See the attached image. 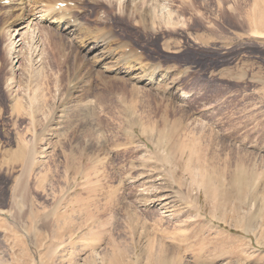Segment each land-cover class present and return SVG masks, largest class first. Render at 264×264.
I'll return each mask as SVG.
<instances>
[{
  "label": "rangeland",
  "instance_id": "obj_1",
  "mask_svg": "<svg viewBox=\"0 0 264 264\" xmlns=\"http://www.w3.org/2000/svg\"><path fill=\"white\" fill-rule=\"evenodd\" d=\"M108 1L0 3V264H264V0ZM109 33L160 84L78 59Z\"/></svg>",
  "mask_w": 264,
  "mask_h": 264
},
{
  "label": "bare ground",
  "instance_id": "obj_2",
  "mask_svg": "<svg viewBox=\"0 0 264 264\" xmlns=\"http://www.w3.org/2000/svg\"><path fill=\"white\" fill-rule=\"evenodd\" d=\"M0 1H5V0H0ZM36 1V0H35ZM38 1L42 2V8L39 9V13H40V17L43 18L44 20H51L53 21L56 25L55 29L57 30H60V28L62 29V31H64L66 33V35H73L75 32L78 34L79 33H82L81 30L82 29H85L84 28V23L82 24L80 21L78 22V16H77V13L78 12H75L76 8H77V3L79 0L75 1L74 5L73 6H67V3L64 5V7H59V6H56L57 3H60V2H68V0H37V3ZM71 1V0H70ZM95 1V0H94ZM110 1V0H109ZM108 1V2H109ZM135 1V0H134ZM133 0H124V6L129 5L131 3L134 2ZM22 2V1H21ZM77 2V3H76ZM129 2V3H128ZM136 2V1H135ZM151 2V1H150ZM8 3L9 5L5 8V10H3L4 12L2 14H4L3 16H7L9 14V9H11L10 5L13 3L14 6H16V4L18 2H16V0H8ZM107 3V2H106ZM108 4H111L108 3ZM140 4V2H139ZM148 4V3H147ZM134 5V4H133ZM142 5V4H141ZM143 5H145L143 3ZM21 6V5H20ZM41 6V5H40ZM110 6V5H109ZM148 6V5H146ZM3 7V6H2ZM80 7V6H79ZM112 7V6H111ZM127 7V6H126ZM126 7L123 9V11L120 13L122 15L126 14L125 13V9ZM140 7V6H139ZM22 8V7H21ZM33 8V7H32ZM144 8V7H143ZM145 9V8H144ZM143 9V10H144ZM151 9V8H150ZM120 10V9H119ZM142 10V11H143ZM79 11V10H77ZM148 12V10H146ZM151 11V10H149ZM132 12V11H131ZM14 13V11L12 12ZM24 13V12H23ZM133 13V12H132ZM145 11H143L141 13V15L138 16V20L142 22V20H145L144 19V16H145ZM171 13V12H170ZM20 18L21 19H24V15H22V13H18ZM27 14V13H26ZM25 14V15H26ZM138 15V14H137ZM166 15V14H165ZM120 16V15H119ZM128 16V15H126ZM132 16V15H130ZM169 16V15H168ZM129 17V16H128ZM161 17H163V15H161ZM167 17V16H166ZM103 18V17H102ZM147 18V17H146ZM150 18V16H149ZM164 18V17H163ZM3 19V18H2ZM170 19V18H169ZM137 20V19H136ZM171 20V19H170ZM169 20V21H170ZM6 21V20H5ZM3 20V22H5ZM29 21V20H28ZM104 21V20H103ZM102 21V22H103ZM147 21V20H146ZM2 22V21H1ZM34 23V22H33ZM2 24V23H1ZM32 24V21H29L27 22L26 24L24 25H21L17 28H15L13 31V36L15 39H13V41L16 42V47L17 49L15 48L14 50V53L19 51V48L22 46V44L24 43L23 41V36H22V31H20L21 29H25L27 28V26H30ZM42 25V24H41ZM63 25V26H61ZM82 25V26H81ZM33 27V26H32ZM87 28V27H86ZM149 28V27H148ZM91 29V28H90ZM87 31V30H86ZM57 33V32H56ZM75 33V34H76ZM46 34V33H45ZM92 35V34H91ZM82 36V34L80 35ZM86 36H87V33H86ZM89 36V35H88ZM107 37H89V39L85 40L84 42H82L80 44V48H82V50H86V54H85V59L81 60V56H79V60L80 61H83L84 63H88V66L91 64L89 63V61H92L90 60L89 56L91 54H93L94 52L95 55L97 53H101L100 49H106L108 50L107 52L103 53L101 55V57L99 56L93 60L94 62V67L96 66L97 68H101L99 69L98 71H101L103 69H111L114 70L115 72L113 74H118V72H121V71H125L126 73L130 72V75L128 78H134V79H137L139 82H142L144 81L145 83H150V84H160L158 82V80H161V76H165L166 74H162V72H160V67L157 66V65H150L148 64V62L144 61L143 60V57L139 56L140 54L136 51V48L134 47H130L126 50L127 46H129L128 44H123V42H118L117 39H115V37L113 36L112 33H109V34H106ZM58 37V36H57ZM60 37V36H59ZM74 37V35H73ZM61 39L64 38V37H60ZM86 38V37H85ZM117 38V37H116ZM69 39V37H68ZM82 40V38H81ZM12 42V41H11ZM19 42V43H18ZM14 43V42H13ZM11 45V44H10ZM15 47V46H13ZM114 48V49H112ZM14 49V48H13ZM118 52H116V50ZM10 50V49H9ZM20 50H22V48H20ZM115 50V52L113 53V51ZM36 51V50H35ZM11 52V51H10ZM13 52V51H12ZM22 52V51H21ZM21 52H19V54H21ZM103 52V51H102ZM34 53V52H33ZM117 53L119 54V56H121L120 58H116V61L113 63V59L115 58V55H117ZM18 54V53H17ZM18 54V55H19ZM9 55V54H8ZM22 55V54H21ZM93 55V56H95ZM12 56V55H11ZM35 56H40L38 53L35 54ZM92 56V57H93ZM16 57V56H15ZM12 58V57H11ZM17 59L15 60L14 58V61L12 63L9 64L10 66V71L12 72L13 70H17L19 69V67H22L20 66V61L19 58L20 57H16ZM9 59V58H8ZM93 59V58H92ZM36 62L40 61V58L37 57ZM11 62V61H10ZM38 62V63H39ZM32 66V65H31ZM79 67V66H78ZM85 67V66H84ZM20 70V69H19ZM132 71V72H131ZM109 72V71H108ZM158 73V74H157ZM166 73V72H165ZM34 74V73H33ZM157 74V75H156ZM101 75V74H100ZM103 76V75H102ZM107 76V75H106ZM160 77V78H158ZM120 78V77H119ZM118 78V79H119ZM164 78V77H163ZM162 78V79H163ZM13 81V80H12ZM164 81V80H163ZM143 83V82H142ZM78 86V85H77ZM124 87V86H123ZM75 89V87H74ZM71 90V89H70ZM73 92V91H72ZM180 92V91H179ZM10 101V100H9ZM31 103V102H30ZM75 103V102H74ZM39 105V104H38ZM212 107V106H211ZM41 108V107H40ZM38 115V114H37ZM200 115V114H199ZM15 118V117H14ZM165 118V117H164ZM35 119V118H34ZM36 123V122H35ZM188 130V129H187ZM170 135V134H169ZM159 139H164V136L160 137ZM161 140H158L159 142ZM157 141V142H158ZM170 141V140H169ZM158 142V143H159ZM157 143V144H158ZM161 143V142H160ZM169 143V142H168ZM177 143V141H176ZM161 145V144H159ZM168 147V146H167ZM172 147V143H171V146ZM46 148V147H45ZM169 149V148H168ZM170 150V149H169ZM168 152V151H167ZM170 155V154H168ZM172 156V155H170ZM141 158V157H140ZM176 160V159H175ZM174 161V160H173ZM207 161V160H206ZM221 162V161H220ZM151 164V163H150ZM193 164V163H192ZM193 168V167H192ZM189 171V170H188ZM153 172V171H152ZM148 179V178H147ZM164 179V178H163ZM150 183V182H149ZM187 183V182H186ZM151 184V183H150ZM149 185V184H148ZM151 186V185H150ZM152 187V186H151ZM156 187V186H155ZM159 187V186H158ZM180 187V186H179ZM149 193V192H148ZM171 194V193H170ZM168 195V194H167ZM166 195V196H167ZM154 196V194H153ZM170 196V195H169ZM164 197V196H163ZM150 198V197H149ZM156 200V199H155ZM169 200V199H168ZM147 201V200H146ZM149 201V200H148ZM158 203V202H157ZM169 204V203H168ZM161 206V205H160ZM163 207V206H162ZM159 208V207H158ZM167 209V208H166ZM153 231V230H152ZM177 262V261H176ZM173 264V263H172ZM176 264V263H175ZM178 264V263H177Z\"/></svg>",
  "mask_w": 264,
  "mask_h": 264
}]
</instances>
